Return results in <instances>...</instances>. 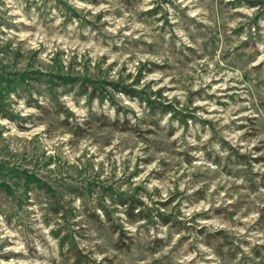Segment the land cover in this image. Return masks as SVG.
Instances as JSON below:
<instances>
[{
    "label": "rangeland",
    "instance_id": "1",
    "mask_svg": "<svg viewBox=\"0 0 264 264\" xmlns=\"http://www.w3.org/2000/svg\"><path fill=\"white\" fill-rule=\"evenodd\" d=\"M0 264H264V0H0Z\"/></svg>",
    "mask_w": 264,
    "mask_h": 264
}]
</instances>
